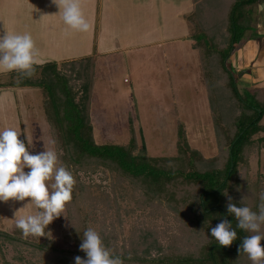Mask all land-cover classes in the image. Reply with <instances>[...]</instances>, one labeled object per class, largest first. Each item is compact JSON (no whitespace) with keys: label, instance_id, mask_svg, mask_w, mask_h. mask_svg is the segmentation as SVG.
<instances>
[{"label":"rangeland","instance_id":"374dc122","mask_svg":"<svg viewBox=\"0 0 264 264\" xmlns=\"http://www.w3.org/2000/svg\"><path fill=\"white\" fill-rule=\"evenodd\" d=\"M191 5L190 0H81L90 29L80 32L64 24L52 0H0V35L29 33L39 51L38 65L48 60L59 65L51 55L63 37L75 38L76 33L71 45L77 55L92 58L95 64L89 111L94 143L126 145L132 129L137 154L144 145L145 156L171 158L177 156V127H182L187 145L203 158L196 164L203 172L220 168L228 153L223 132L213 125L204 74L192 47L197 38L190 26ZM210 19L219 24L220 16ZM247 23L248 30L225 61L241 95L264 91V0L254 5ZM75 72H67L74 86L78 82ZM11 73L0 72V131L13 128L20 132L30 153L37 154L52 147L46 117L54 119L55 111L44 107L38 87L14 86ZM232 110L224 109L227 130L232 126ZM263 136L252 137L233 185L244 181L252 186L249 197L256 199L264 192V142L256 143ZM78 177L94 185V190L113 195V176L107 172L97 171L89 177L78 173ZM173 186L170 189L180 203L164 195L146 197L129 180L114 188L117 208L109 210L100 230L105 229L104 242L118 251L124 264H175L177 259L200 257L207 239L198 233L191 214L185 213L183 202L193 203L198 189L179 186L173 190ZM30 199L0 201V232L27 243L51 242L54 249L74 250L77 235L69 228L65 210L48 225L45 236L22 235L16 218L39 211ZM83 216L86 229L99 233V216ZM31 252L0 241V264H41ZM241 260L233 259V264L248 263Z\"/></svg>","mask_w":264,"mask_h":264},{"label":"trees","instance_id":"16d2710c","mask_svg":"<svg viewBox=\"0 0 264 264\" xmlns=\"http://www.w3.org/2000/svg\"><path fill=\"white\" fill-rule=\"evenodd\" d=\"M258 1L190 0L191 14H195V17L191 15L190 26L193 28L192 35L197 38L192 47L198 53L204 74L213 125L218 132H223L227 146L228 157L218 169L203 172L196 169V164L203 158L187 145L182 127H177L176 157L145 156L144 145H141V154H137L138 146L131 128V137L126 145H96L93 141L89 112L95 71L92 58H82L59 65L52 62L40 64L37 65L36 74L27 79H21L17 72L11 73L14 86L38 87L44 96V107L53 108L55 111V118L46 117V123L51 140L56 142L55 150L61 163L76 179L72 200L66 204L65 211L69 228L77 236L74 250L71 252L54 249L51 242L36 245L15 239L3 232H0V241L29 249L41 264H62V261L75 264L77 256L86 259V254L80 250L86 230L83 214L99 216V234L104 242L103 235L106 232L100 228L105 227L103 222L109 210L117 208L113 190L120 186L121 181L129 180L131 183H137L146 197L164 195L166 199L173 198L176 203L181 200L178 201V197L170 189L173 185V190L179 186L198 189L193 203L183 202L185 213L191 214V221L195 222L198 233L205 237L207 242L203 244V252H198L199 258L194 256L177 259L175 264H233V259H243L242 262L247 260V264H252L245 253L238 252L242 239L251 233L236 227L237 222L234 216L227 213L226 204L230 196L236 206H248L253 211H259L261 194L258 199L255 196L250 198L252 186H246L244 181L237 182L236 187L233 185L241 156L247 150L252 137L264 133V91L239 94L235 79L227 69L225 61L238 44L243 32L248 30L247 19ZM209 15L210 18L219 15V24L213 22ZM200 24H203L202 27ZM70 68L78 71L75 72L79 82L78 85L76 82V86L71 84V74L67 73ZM228 107H232L233 116L230 119L232 126L228 125L227 130L224 128L223 117L224 109ZM258 142H264V136L258 138L256 143ZM97 171H105L113 176L110 188L113 195L100 189L94 190V185L78 177V173L89 177ZM222 219L229 220L237 231V239L228 247L220 246L211 237V228ZM113 221L114 219L112 223ZM261 244L264 246V241H261ZM104 245L118 256L116 249L105 242Z\"/></svg>","mask_w":264,"mask_h":264},{"label":"clouds","instance_id":"9594fccd","mask_svg":"<svg viewBox=\"0 0 264 264\" xmlns=\"http://www.w3.org/2000/svg\"><path fill=\"white\" fill-rule=\"evenodd\" d=\"M52 3L59 8L62 20L69 28L80 32L90 29L81 9V0H52ZM38 55L29 33L5 32L0 35V72H17L21 79L32 78L36 74ZM20 134L13 128L0 131V201L31 198L30 202L39 211L17 217L16 227L25 238L30 235L43 237L48 225L60 217L66 204L71 202L76 179L61 163L55 140L49 142L52 147L32 154L19 138ZM260 201L258 212L248 206H236L230 196L226 204L227 213L237 222L236 227L251 233L242 239L238 252L245 253L252 264H264V246L261 244L264 241V193H261ZM211 237L220 246L228 247L237 239V231L229 220L222 219L211 228ZM80 250L87 258L77 256L75 264H124L91 227L83 233Z\"/></svg>","mask_w":264,"mask_h":264},{"label":"crops","instance_id":"0c3cea01","mask_svg":"<svg viewBox=\"0 0 264 264\" xmlns=\"http://www.w3.org/2000/svg\"><path fill=\"white\" fill-rule=\"evenodd\" d=\"M191 9H192V5H191ZM74 37L75 38H64L63 37L61 44L58 45V47L54 50L55 54L51 55V58L53 57V58L57 59L56 61L58 62V64L80 60V57L77 55V51H78L77 48L75 46L71 45L72 40L73 39L76 40V33H75ZM74 42L76 43V41H74ZM47 62H49V60L45 61L44 63H47ZM44 63H42V64H44ZM94 74H95V71H94Z\"/></svg>","mask_w":264,"mask_h":264}]
</instances>
